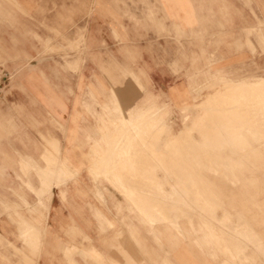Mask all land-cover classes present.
Returning a JSON list of instances; mask_svg holds the SVG:
<instances>
[{
    "label": "crops",
    "instance_id": "0c3cea01",
    "mask_svg": "<svg viewBox=\"0 0 264 264\" xmlns=\"http://www.w3.org/2000/svg\"><path fill=\"white\" fill-rule=\"evenodd\" d=\"M105 1L67 0L58 7L61 13L68 9L77 12L72 19L76 34H71L77 48L71 52L61 49L57 54L37 49V35L41 32L37 28V5L52 9L51 1L0 0V64L12 73L0 97V234L7 237L34 233L36 231L24 230L40 228L44 239L38 264H146L136 252L139 247L127 237L128 229L132 228L133 212L125 208V197L112 186L126 195L142 196L118 181L132 178L134 183V178L156 160L149 155V152L155 153V144L146 141V117L142 122L144 130L141 129L139 135L143 137L142 142L137 141L138 135H129L132 138L125 142L114 172L108 175L112 184L103 175L96 180L93 178L95 173L108 169L105 167L108 154L120 153V146L107 147L104 143L107 139H110L108 144L111 139L116 141L121 135L116 128L121 119L116 122L113 108L119 106L128 115V112H146L148 107L162 108L165 100L172 106L180 105L190 98L188 76L193 73V64L205 67L206 61L214 55L219 67L235 69L249 64L252 58L248 41L259 51L256 38L247 32L257 29L260 0H221L227 6L229 25L223 29L213 24L207 30L194 23L196 18L205 17L204 11L201 13L196 8L191 12L173 8L172 17L181 24L175 27L169 19L168 2L180 5L182 0H149L139 26L126 19L117 24L115 10L124 8L120 6L121 0ZM192 4L195 7L196 3ZM216 11H209L212 22L219 17ZM54 16L49 17L51 25ZM64 16L59 19L61 36L66 35L70 24L68 13ZM197 33L202 36L197 37ZM63 38L68 41L67 35ZM67 41L64 43L60 39V46L64 47ZM21 65L24 67L17 80H12L16 68ZM224 72L222 68L220 74L226 75ZM237 88L224 90L231 89L229 91L238 95L248 92L256 106H263L260 97H264V85H260L259 80ZM196 117L190 119L185 115L181 131H173L172 138L178 140V144L172 147L184 142L179 132L188 140L185 128L192 125L187 127L186 121L194 122ZM121 121V124L127 123L128 119L124 117ZM197 132L205 141H197L191 134L192 141L186 143L205 147L208 135ZM53 149L59 153L55 154ZM62 157L66 158L69 168L75 170V176L62 178L60 185H51V197L47 198L46 209H43L36 194L41 188V177L45 175L47 181L56 182L49 174L53 168L51 161L59 162ZM246 161L250 158L235 162ZM54 167L59 168V163ZM126 171H134L135 175ZM229 178L233 184L238 182V175L231 174ZM196 192L203 196L201 191ZM185 205L195 210L198 217L197 227L191 219L190 223L191 240L199 249L193 252L189 247L177 249L178 240H172L175 264H199L207 258H219L220 264H246L238 259L255 258L254 253L248 252L250 246L264 252V242L256 231L233 221L230 210L219 215L216 213L218 206L205 199L198 200L195 205ZM139 207L140 211H150L147 214L150 225L161 220L160 204L149 202ZM5 209L17 220L15 223L8 220V213H3ZM169 217L170 214L163 213V221ZM119 233L123 235L117 236ZM85 236L91 241H84ZM2 243L0 241V245ZM12 243L27 255L30 253L26 250L33 249L25 242ZM139 246L153 260H159L153 250L160 253L161 246L147 241H141ZM73 250L76 254L70 256L69 251ZM7 254L0 251V264H27L20 256L11 260Z\"/></svg>",
    "mask_w": 264,
    "mask_h": 264
},
{
    "label": "rangeland",
    "instance_id": "374dc122",
    "mask_svg": "<svg viewBox=\"0 0 264 264\" xmlns=\"http://www.w3.org/2000/svg\"><path fill=\"white\" fill-rule=\"evenodd\" d=\"M36 1H51L53 7L52 9H44L43 5H37V28L41 29V32L37 35V49L42 53L57 54L61 49H67V52L74 51L77 48V42L73 40L75 38L71 35L76 34L74 30L76 26L72 19L76 16L77 12L74 9L63 10L62 12L65 15L66 12L68 13L67 20L70 23H68L67 27V41L66 38H63L66 36L65 34L60 35L59 19L64 14L58 8L63 6L67 0ZM100 1L106 2L105 0ZM153 2L156 1L153 0ZM168 3L170 8L168 12L170 14L169 19L173 21L175 27H179L181 24L172 17V13H174L173 8H182L188 12L193 11L194 8L197 11H201V13L204 11L205 17L194 20V23L201 24L204 30H207L213 24L219 27L223 26V29L229 25L226 17L227 6L221 0H182L180 4L182 7L177 2L175 5L172 1ZM192 3H196L195 7H193ZM120 6L124 8L115 10L117 24L123 23L122 20L126 19L128 22L139 26V24L141 25L145 7H149V0H121ZM212 9L217 10L216 12L219 14L216 22H212L208 16L210 15L209 11ZM185 11L181 10V13L184 14ZM259 12L257 29L248 30L247 32L249 35H254L259 47L258 51L249 41L247 42L252 56L249 64H244L235 69H226L218 66V60L213 55L208 61L205 60L207 62L204 64L205 67L193 64V73L188 76L191 86L188 101L185 100L180 105L172 106L165 100L162 108L148 107L146 112L137 111V114L128 112V115L119 106L113 108L116 122L120 119L122 120L124 117H127L128 121L123 124H121V120L119 121L121 125L119 124V127L116 128L120 129L121 135H119L120 137L116 141L111 139V143L109 142L108 144V140L110 139H107L104 143L107 144V147L120 146V153L116 155L108 154L105 161V167L108 169L102 173H95L93 178L96 180L97 177L103 175L111 183L108 175L114 172L113 167L119 162L118 158L125 148V142H128V138H132L129 135L131 133L138 135L137 141L142 142L143 137L141 138L139 135L141 129L144 130L145 124L142 122L146 117L145 128L148 130L146 141L155 144V153L149 152V155H152V158L155 157L156 160L151 163V166H148V169L143 174L135 177H140L142 180L134 178L135 182L138 181L146 184L135 185V182L131 181L132 178L129 181H118L119 183H125L127 188H133L140 193L144 192L145 196L143 197L140 194L135 196L126 195L111 183L113 188L125 197L127 204L125 208L133 212V217L131 218L132 228L128 229L127 237L130 238L135 246L139 247L136 252L139 253L146 264H175L176 253L171 243L174 239H177L179 242L177 249H181V247H187L188 249L189 247V250L192 252L194 249L198 251L199 248L191 240L193 232H191L192 226L190 223L191 219L193 226L197 227L198 217L194 214L195 210L186 207L185 203L195 205L200 199L211 201L217 205L218 209L216 213L219 215L223 211L225 212V210H230L233 221L252 227L264 242V106H256L254 103L255 99L249 97L248 92L238 95L233 91V93L231 91H224V88H237L252 80H259L260 85H264V0H260ZM50 15H55L52 25L48 22ZM160 25L165 27L162 22H160ZM196 36L200 37L202 35L197 33ZM223 37H225V33H223ZM60 39L64 43L67 41L64 47L60 46ZM23 67L24 65H21L16 68L12 80H17L20 69ZM222 68L226 75L220 74ZM237 99H240V102ZM261 99V103H263L264 98L261 97ZM258 102L256 101V103ZM185 115L189 116L190 119L197 116L194 122L186 121L185 125L187 127L192 125L190 128H185L188 140L179 132L178 135L184 142L176 147H172L178 144V140L172 138L173 131H181V127H183L182 119ZM132 128L140 129V131L136 132ZM197 131L208 134L207 143H204L205 147L191 146L186 143L187 141H192L190 138L191 134L197 141H205ZM168 142L169 147H166ZM53 150L55 154L59 153L56 149ZM246 158H250V161L235 162L239 159L245 160ZM229 159L234 163L229 162ZM58 161L52 159L51 166L53 168L49 171L52 179L56 178V182L47 181L44 175L40 180L41 188L36 191L38 203H41L40 205L43 209H46L44 204L47 198L51 197V185H60L62 178L70 179L75 176V170L69 168L65 157L59 158ZM58 163L59 168L55 169L54 166ZM131 172L134 174V171ZM231 174L238 175V182L236 184L230 182L229 177ZM129 182L132 184L128 185L127 183ZM160 190H162L161 193H159ZM174 190L175 193L172 195L171 192ZM196 191H201L203 196H200ZM148 192H150V195L147 194ZM97 194L99 198L103 199L98 191ZM143 198L144 200H142ZM149 202H156L161 205L159 212L161 220L154 222L152 225L147 222V214H150V211L145 210L141 212L137 208L142 206V203ZM101 203H104V201H101ZM136 204L139 206H136ZM163 206L166 208V211ZM3 213H8V220L12 223L17 221L10 216V211L5 209ZM163 213L171 215L169 220L163 221ZM122 221L123 219H121ZM138 226H141V229ZM40 230V228H27L24 231L36 232L7 235L12 241L25 242L32 247V250H26L30 255L24 254L23 251L17 249L12 241L3 234H0V241L3 242L0 245V247H3V250L0 251L8 253L7 255L11 260L20 256L27 264H38L37 261L42 252L41 247L44 239V235L39 233ZM143 234L147 235V237L142 236ZM122 235L123 233L117 234L119 237ZM84 241L90 242L91 238L85 236ZM141 241L155 243L162 247L160 253L157 250H153L159 260H153L146 250L142 249L143 252L140 249L139 244ZM11 247H14L15 250L11 249ZM251 247L248 249V252L254 253L255 258L250 260L238 259V261H246V264H264V252L256 249L255 246ZM69 252L70 256L76 254L75 250ZM66 257L68 258V256ZM207 261H202L199 264H220L219 258L215 260L207 258Z\"/></svg>",
    "mask_w": 264,
    "mask_h": 264
},
{
    "label": "built area",
    "instance_id": "2783aa9c",
    "mask_svg": "<svg viewBox=\"0 0 264 264\" xmlns=\"http://www.w3.org/2000/svg\"><path fill=\"white\" fill-rule=\"evenodd\" d=\"M11 77L12 73L4 65L0 64V97L5 93Z\"/></svg>",
    "mask_w": 264,
    "mask_h": 264
},
{
    "label": "bare ground",
    "instance_id": "6f19581e",
    "mask_svg": "<svg viewBox=\"0 0 264 264\" xmlns=\"http://www.w3.org/2000/svg\"><path fill=\"white\" fill-rule=\"evenodd\" d=\"M253 85V84H252ZM256 85V84H255ZM258 85V84H257ZM233 89V88H232ZM238 89V88H237ZM242 89V88H241ZM253 89V88H252ZM229 90H231V89H229ZM228 90V91H229ZM225 91V90H224ZM230 92V91H229ZM232 92V91H231ZM233 93V92H232ZM235 93H237V92H235ZM242 93H244V91H242ZM230 94V93H229ZM228 94V95H229ZM247 94V93H246ZM231 95V94H230ZM240 95H241V93H240ZM233 96V95H232ZM244 96V95H243ZM247 96V95H246ZM212 97V96H211ZM234 97V96H233ZM236 97V96H235ZM241 97V96H240ZM217 98V97H216ZM232 98V97H231ZM242 98V97H241ZM247 98V97H246ZM261 98V97H260ZM264 98V97H263ZM217 100V99H216ZM262 100V99H261ZM261 103V102H260ZM215 106V105H214ZM262 106V105H261ZM263 106H264V104H263ZM257 108H259V107H257ZM237 109V108H236ZM261 109V108H260ZM229 110V109H228ZM209 111V110H208ZM263 111V110H262ZM214 112V111H213ZM209 118V117H208ZM264 120V119H263ZM211 121V120H210ZM213 121V120H212ZM209 122V121H208ZM125 123V122H124ZM119 124V123H118ZM232 124V123H231ZM121 125V124H120ZM126 125V124H125ZM218 125V124H217ZM236 127V126H235ZM124 128V127H123ZM234 129V128H233ZM135 130V129H134ZM207 130V129H206ZM148 132V131H147ZM208 135V134H207ZM134 136V135H133ZM159 136V135H158ZM140 141V140H139ZM141 142V141H140ZM149 143V142H148ZM141 144V143H140ZM143 144V143H142ZM151 144V143H150ZM221 147V146H220ZM124 151V150H123ZM135 155V154H134ZM152 157V156H151ZM126 158V157H125ZM120 159H121V157H120ZM227 159V158H226ZM204 162V161H203ZM152 163V162H151ZM108 166V165H107ZM130 173V172H129ZM72 175V174H71ZM120 177V176H119ZM202 183V182H201ZM49 187V186H48ZM122 187H125V186H122ZM133 189V188H132ZM144 189V188H143ZM126 192H127V190H126ZM132 192V191H131ZM147 192V191H146ZM143 194V193H142ZM135 196V195H134ZM143 196V195H142ZM139 206V205H138ZM140 208V207H139ZM144 208V207H143ZM146 210V209H145ZM142 211V210H141ZM198 213V212H197ZM202 216V215H201ZM239 234V233H238ZM234 239V238H233ZM236 240V239H235ZM237 247V246H236ZM228 264V263H227Z\"/></svg>",
    "mask_w": 264,
    "mask_h": 264
}]
</instances>
